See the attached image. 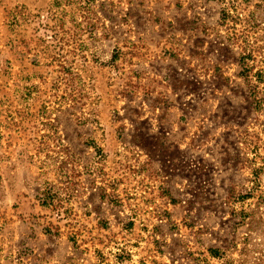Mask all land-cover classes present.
Instances as JSON below:
<instances>
[{
    "label": "rangeland",
    "instance_id": "obj_1",
    "mask_svg": "<svg viewBox=\"0 0 264 264\" xmlns=\"http://www.w3.org/2000/svg\"><path fill=\"white\" fill-rule=\"evenodd\" d=\"M0 264H264V0H0Z\"/></svg>",
    "mask_w": 264,
    "mask_h": 264
}]
</instances>
